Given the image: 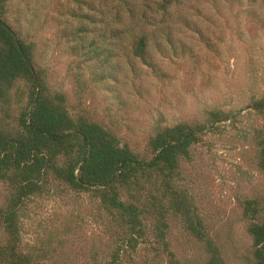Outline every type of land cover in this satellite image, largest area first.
<instances>
[{
    "label": "rangeland",
    "instance_id": "obj_1",
    "mask_svg": "<svg viewBox=\"0 0 264 264\" xmlns=\"http://www.w3.org/2000/svg\"><path fill=\"white\" fill-rule=\"evenodd\" d=\"M164 1L7 0L4 20L33 45L45 89L63 94L71 116L102 125L132 154L149 159L162 129L197 130L172 177L150 172L136 187L117 189L124 203L139 197L148 228L147 241L121 264H170L169 254L175 264H206L203 243L180 215L166 214L165 248L153 235V209L174 195L190 205L223 264H252L244 205L257 201L264 223V0H179L162 14ZM82 28L86 42L104 41L101 57L82 53L75 40ZM139 38L143 58L134 54ZM9 98L0 102V129L16 126L27 85L16 81ZM215 111L225 118L213 123ZM43 184L20 208V252L32 255L31 264L106 263L124 233L118 216L51 175ZM5 186L0 181V207Z\"/></svg>",
    "mask_w": 264,
    "mask_h": 264
},
{
    "label": "trees",
    "instance_id": "obj_2",
    "mask_svg": "<svg viewBox=\"0 0 264 264\" xmlns=\"http://www.w3.org/2000/svg\"><path fill=\"white\" fill-rule=\"evenodd\" d=\"M178 1L165 0L159 4L158 11L164 14ZM6 2L0 0V102H10V92L18 80L28 87V101L16 117V126L0 129V181L7 190L6 204L0 207V264H31L32 255L19 250V213L30 196L44 191L43 183L48 175L75 192L92 193L118 216L124 233L122 236L119 233L115 248L104 264H121L137 244L147 241L148 228L145 212L138 205L139 197L124 203L117 189L136 187L140 177L150 172L172 177L178 161L187 159L189 147L197 143V130L182 125L157 131L150 142L152 156L144 159L120 145L117 137L102 125L84 116H71L64 95L50 94L45 89L41 71L33 61V45L25 42L4 20ZM81 30L75 40L84 56L89 60L101 57L104 53L100 45L104 41H99V46L94 40L86 42L83 39L86 29ZM145 47V39L139 38L134 46L135 56L143 58ZM258 106L264 108V104ZM210 118L214 123L225 117L215 111L210 113ZM184 201L180 195H174L166 206L157 204V209H153L158 217L153 223L154 237L165 248L166 214H178L184 218L190 233L203 243L208 255L206 264H223L218 248L200 230V223L193 222L190 205ZM256 202L246 201L244 214L250 220L247 231L254 248L252 264H264V223L257 222ZM169 257V263L175 264L173 255Z\"/></svg>",
    "mask_w": 264,
    "mask_h": 264
}]
</instances>
